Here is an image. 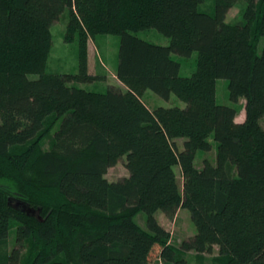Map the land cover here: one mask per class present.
Listing matches in <instances>:
<instances>
[{
	"label": "trees",
	"instance_id": "16d2710c",
	"mask_svg": "<svg viewBox=\"0 0 264 264\" xmlns=\"http://www.w3.org/2000/svg\"><path fill=\"white\" fill-rule=\"evenodd\" d=\"M202 2L0 0V264H186L183 253L214 246V264H264V0H214L212 14L199 10ZM239 3L244 21L227 23ZM64 14L78 72L46 74L49 28ZM150 29L169 46L133 34ZM99 34L119 37L115 78L123 89L75 86L99 79L86 53ZM194 52L195 72L180 77L171 54ZM218 79L228 81L233 103L245 101L242 122L216 104ZM146 90L185 107L150 111L141 101ZM210 136L215 163L195 168L196 153L211 151ZM122 158L128 175L109 182L107 171ZM179 209L190 213L195 234L176 249L154 214L172 218ZM141 212L145 228L134 220Z\"/></svg>",
	"mask_w": 264,
	"mask_h": 264
},
{
	"label": "rangeland",
	"instance_id": "374dc122",
	"mask_svg": "<svg viewBox=\"0 0 264 264\" xmlns=\"http://www.w3.org/2000/svg\"><path fill=\"white\" fill-rule=\"evenodd\" d=\"M214 8V0H203L199 6L201 12L212 14ZM246 6L242 3L236 4L232 7L227 16L226 22L229 24L241 23L244 21V13ZM67 14H64L59 21L54 22L50 28L51 35V48L48 53V58L45 67L46 74H76L78 72V44L77 39L70 44L65 43ZM136 37L149 43L159 46H169V39L159 34L156 30L150 29L137 33H133ZM264 40L261 39L258 45V54L261 53ZM119 48V37L114 35H95L87 40L86 53L89 57V73L93 76L99 77L96 81L87 84H75L87 91L104 93L110 86L123 87L115 78V71L117 68V56ZM171 58L180 64L179 76L182 78L190 77L196 70L197 53H192L189 57H181L175 54H171ZM38 76L35 74L29 75L30 80L36 79ZM142 103L150 110H154L159 107L170 108L178 107L184 108L185 103L177 99L174 95H170L168 100H164L153 94L151 91L146 90L141 96ZM215 102L218 105L232 107L236 110V121L242 122L244 120V104L245 101L241 98L237 103H233L229 97L228 81L225 79H218L215 83ZM260 125L264 128V117L260 119ZM56 125L53 126L50 131L52 133ZM178 148L182 149L183 139H176ZM208 142L211 145L210 152L198 151L194 159V167L201 168L202 162L208 160L212 164L215 163L216 156V143L213 137L208 138ZM41 147L47 148L46 138L41 141ZM178 181L181 185V174L177 167H174ZM128 172L124 166V158H122L118 164L110 168L105 178L109 182H115L126 177ZM9 184L8 181L2 182L5 185ZM158 223L168 232L170 246L178 249L181 242L188 239L195 234V227L191 221L190 213L185 209H179L172 218L164 216L161 212L154 214ZM135 222L145 228L146 215L141 212L135 218ZM15 240V226L13 225L5 242L3 250L10 251L14 247ZM31 246V242L27 244ZM2 249V247H1ZM28 249L23 252V256L27 255ZM158 255V250L155 248L150 254L149 261L154 263ZM182 256L186 260V264H214L215 258L218 256V248L213 247L210 254H196L193 251L183 253Z\"/></svg>",
	"mask_w": 264,
	"mask_h": 264
},
{
	"label": "water",
	"instance_id": "95a60500",
	"mask_svg": "<svg viewBox=\"0 0 264 264\" xmlns=\"http://www.w3.org/2000/svg\"><path fill=\"white\" fill-rule=\"evenodd\" d=\"M10 201V200H9ZM13 206L15 208H20L22 211L26 212L28 215H35V210L28 208L23 202L21 201H15V203L13 204Z\"/></svg>",
	"mask_w": 264,
	"mask_h": 264
},
{
	"label": "crops",
	"instance_id": "0c3cea01",
	"mask_svg": "<svg viewBox=\"0 0 264 264\" xmlns=\"http://www.w3.org/2000/svg\"><path fill=\"white\" fill-rule=\"evenodd\" d=\"M87 62H88V70H90V69H89V57H87Z\"/></svg>",
	"mask_w": 264,
	"mask_h": 264
}]
</instances>
